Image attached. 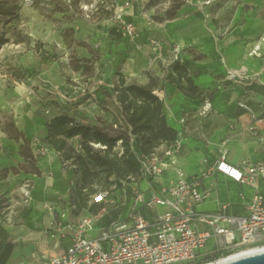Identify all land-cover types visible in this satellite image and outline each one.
Masks as SVG:
<instances>
[{"label":"rangeland","instance_id":"rangeland-1","mask_svg":"<svg viewBox=\"0 0 264 264\" xmlns=\"http://www.w3.org/2000/svg\"><path fill=\"white\" fill-rule=\"evenodd\" d=\"M126 1L128 0H0V227L7 233L8 242L14 246V250L25 249L29 245L25 241L27 232L24 231L29 220L38 222V230L45 232L47 249L59 250L55 247L58 238L53 239L52 236L60 222L63 223L61 229L66 224L74 229L82 218L95 213L104 197H112L119 203L123 218L131 208L126 188L138 184L142 178L138 175L130 179L129 183L119 180L115 175L106 178L91 165H88L85 173L77 161L79 154L85 156L80 146L81 138L69 140L63 152L59 153L53 148L55 162H51L45 171L40 166L41 160L49 157L45 147L51 146L45 142L47 129L46 132L40 129L30 141V146L23 141L9 139L16 136L9 127L12 121L17 129L28 113L49 118L54 109L65 110L67 106L75 105L78 108L90 96L95 98L88 105L96 104L99 96L97 92L101 90L100 81L111 85L123 80L125 76H120L117 69L113 71L108 62L98 64L103 60L104 51L102 40L97 35L98 32H103L104 27L114 23L112 6H123ZM161 1L163 0L132 2L127 13L137 26V37L133 40L126 39V46H130L128 42L140 40L149 33L155 36L151 39L152 42H163V38H168L170 44H177L184 51V63L180 65L183 67L189 58L187 54H192L194 49L178 43L172 36L174 33L169 35L167 31L171 27L168 24L178 17L185 18V22L199 23L204 43L212 46L216 55V71L211 75L216 87L201 94L203 106H207L219 91L231 102L230 97L243 88L226 80L227 71L217 55L218 51L223 52L227 60L229 53L239 56L240 51H244L243 56L261 65V72L264 73V0H258L252 5H248L245 0H193L192 3L191 0H173L170 9L154 10ZM91 5H95L93 15L91 19H87L83 13L84 8ZM184 11L186 13L182 14ZM247 11L256 14L260 23L250 42L235 35L240 27L249 26L250 20L245 15ZM120 34L122 37L121 31ZM79 47L89 51L90 60L80 59ZM198 58L202 56L194 53L193 60ZM197 66L200 73L206 71L202 63ZM259 70L250 71V75L256 76ZM167 77L174 78L175 81L178 79V75L170 69L162 79V84H159L160 87L165 86ZM192 80L194 83V79ZM183 84L188 86L185 82ZM176 85L179 89L178 83ZM20 86L27 87L29 91L22 92ZM55 90L66 95L68 101L62 102L53 93ZM233 102L236 105L237 100ZM108 110V114L112 115L114 108L111 104ZM68 111L74 116L75 111ZM183 119V123L180 121L174 124L179 129L178 137L180 135L183 149L192 138L209 146L207 140L213 133L197 129L199 125L195 124L197 119L193 116H184ZM103 121L111 124L107 120ZM94 123L98 124V120ZM222 144L219 140L215 147L222 148ZM23 145L24 152L21 150ZM42 150L45 151L44 154L41 153ZM123 152L120 142L113 154L121 156ZM183 152L182 156L193 152V149ZM30 154L35 162L28 158ZM48 178L56 182L54 187L48 188ZM25 185L30 187L32 193L39 190L34 200L25 201L21 191ZM227 201L225 195L218 197L220 205ZM152 211L148 213L153 214L156 220L157 210ZM165 211V208H160V214ZM33 245L35 247L32 254H40V258H43L39 244ZM22 258L20 264H31L29 260L24 261V256Z\"/></svg>","mask_w":264,"mask_h":264},{"label":"built area","instance_id":"built-area-1","mask_svg":"<svg viewBox=\"0 0 264 264\" xmlns=\"http://www.w3.org/2000/svg\"><path fill=\"white\" fill-rule=\"evenodd\" d=\"M133 1H126L123 6H112L114 24L119 27L122 37L128 40L137 37V26L129 20L127 13ZM172 1L163 0L156 4L154 10H168ZM94 7L91 5L84 8L83 13L87 19L92 18ZM152 44L158 50L156 58L166 69L184 63V51L179 45L156 41ZM221 59L225 62L223 57ZM226 71V80L235 86H264V79L259 74L251 76L246 71L228 68ZM99 86L102 91H108L115 84L105 85L100 81ZM53 93L62 102L68 101L62 92L55 90ZM154 94L158 96V92ZM94 98L90 96L86 102L91 103ZM161 101L165 105V101ZM261 103L264 106V96ZM238 108L251 115L254 126L249 131L264 144V134H260L256 127L264 123V117L257 116L245 99L238 102ZM182 149L181 140L176 139L162 151L160 149L153 154L139 156V177L154 179L166 173ZM228 153V149H223L214 165L199 176L189 178L178 171V178L174 182L151 189L148 199L137 192L134 197L135 206L148 210L166 209L163 214H158L156 220L154 217H146L134 207L125 219L102 225L104 218L117 208L114 198L104 197L98 211L82 218L73 229L72 242L67 251L49 259L45 264H212L243 251L263 247L264 193L261 187H264V161L254 162L243 158L235 166L228 161ZM215 173L249 187L253 190L252 195L249 197L241 191L238 204H223L216 212L201 210L202 205L212 196L211 189L203 188V180ZM21 191L25 201L29 202L30 187L25 185ZM234 205H239L242 214L228 212ZM62 225L60 222L58 229Z\"/></svg>","mask_w":264,"mask_h":264},{"label":"crops","instance_id":"crops-1","mask_svg":"<svg viewBox=\"0 0 264 264\" xmlns=\"http://www.w3.org/2000/svg\"><path fill=\"white\" fill-rule=\"evenodd\" d=\"M245 2L248 3V5H252V3H257L258 0H245ZM184 13H186V11L182 12V14ZM245 15L250 20V24L246 28L240 27L235 32V35L241 36L240 39L250 42L254 35H256L260 23L255 17L256 14L251 13V11H247ZM130 18L131 16L129 15V19ZM168 25L171 27L169 31H167L169 35L174 33L172 36L178 43H184L186 48L194 49L192 54H187L189 58H187L183 66V69L187 71L188 78L191 79L192 82V79H194L193 84L203 93L215 89L216 86L213 84L215 79L212 78L211 75L216 71L214 61L216 55L213 47L204 43L203 35H201L200 32L201 29H199L200 24L197 22H185V18L178 17ZM119 30V27L113 23L112 26L104 27L102 33L98 32L97 36L98 39L102 40L101 45L104 51L103 60L99 61L98 64L104 65L108 62L113 71L116 69L119 70L120 76H125L123 79L125 80L126 86L131 84L148 86L151 78L158 79L159 84H162V79L168 74V69L156 58L158 50L151 41L155 36L151 33L146 34V36H142L140 40L128 42L130 46H126L127 40L121 37ZM83 35L85 34L83 33ZM235 37H233V40H236ZM163 39V42L171 43L170 39ZM226 46L225 43L224 47ZM79 49H81L80 59H91L89 51H86L87 49L84 47H79ZM194 53L197 56L201 55L202 58H198L196 61L193 60ZM217 53L220 58H224L225 62H223L222 59L221 62L224 64L225 68L243 70L244 67H247L246 72L248 74H250V71L260 69L258 74L264 79V73L261 72V65L243 56L244 51H240L239 56L238 54H234L233 56L232 53H229L228 60L223 52L218 51ZM200 63H202L206 70L204 73L197 71L199 67L197 65ZM116 84L119 85V81H116ZM166 84L165 86L161 85L162 87L156 92H158L157 97L165 101L164 107L169 125L178 133L179 129L174 124L180 121L184 122V116H193L197 119L195 124L197 123L199 125L197 129H205L211 134L213 133V135L207 140L209 146H205L200 140L193 138L189 142L187 141L188 144L184 147L182 152L187 149H193V152H188V154L184 156L180 153L174 159L173 166L166 173L154 179H142L138 184L129 188V198L131 200L130 209L136 207L137 210L148 218L154 216L148 213L152 210H148L139 205L135 206V194L137 192L141 193L144 198L148 199L151 189H157L174 182L178 178V171H182L189 178L199 176L202 172L214 165L225 148L229 151L228 161L235 166H238L243 158H249L254 162L264 161V144L259 137L252 135L249 131V128L254 126L252 117L244 110L238 108V102L245 99L257 116L264 117V106L261 103L264 96L263 85L254 84L241 88V90L232 95V98L230 97L231 102L226 100L228 98L222 91H219L211 101H209V106H203L200 99L190 98L183 91L178 89L176 85L177 81H175L174 78H171L169 82L166 81ZM233 100H237L236 105H234ZM111 105L114 108V112L111 113L112 115L105 112L100 107L98 101L96 104L92 105H88L85 101L84 104L79 105L78 108L76 107L77 105H75V107L67 106L65 110L54 109L49 118L36 115L33 116L28 113L22 119V124L18 125L17 129L27 140L31 141L38 134L40 129L42 132H46L47 120L61 115H68L84 124H95L94 121L98 119L107 120L112 123L115 118L116 107H119V105L116 101L115 103H111ZM68 110L75 111L73 114L74 116H72V112L70 113ZM256 127L260 134H264V123L258 124ZM177 139L181 140L180 135L179 137L177 136ZM219 140H221L223 144L222 148L218 149L215 147V143ZM45 147L49 153V157H47L46 160H41L40 167L44 171L49 168L51 162L54 163L56 159V156H52V153H54L53 147L48 145H45ZM232 153H235V155H232ZM55 185L56 182L54 181V184L51 187L48 186V188H52ZM203 188L212 190L211 198L201 207V210L206 212H216L219 210L221 203L218 202V197L220 196L225 195L228 198L226 203L238 204L239 193L241 191L246 192L249 197L253 193V190L249 187H244L230 181L219 173L204 178ZM261 190L264 193V187H261ZM38 193L39 190L35 191V197H37ZM155 210H157V214L160 213V208ZM228 212L231 214H242L239 205H234ZM38 226V222H33L32 220L28 221V226L24 231L27 232L25 241L29 245L25 249H15L8 264H20V259H23V256L24 261L29 260L31 264H45L49 259L62 255L70 247L73 236V229L68 228V226H71L70 224H66L63 229L54 231L52 238H58L55 242V247L59 248V250L47 249V236L45 232L38 230ZM34 243L39 244V251L44 254V260L40 258V254H32L33 248L35 247L33 245Z\"/></svg>","mask_w":264,"mask_h":264},{"label":"trees","instance_id":"trees-1","mask_svg":"<svg viewBox=\"0 0 264 264\" xmlns=\"http://www.w3.org/2000/svg\"><path fill=\"white\" fill-rule=\"evenodd\" d=\"M172 69L178 75L179 89L190 98L201 99L203 92L188 78L187 71L179 64ZM170 79L171 77H167L165 83ZM184 82L188 86H183ZM125 84L123 79L114 88L97 92L99 105L105 112H109L111 103L116 101L119 105L111 124L102 119H98V124H84L68 115H61L47 120L45 142L60 153L65 151L69 140L81 138L80 146L85 156L79 154L77 161L85 173L88 165H91L106 178L115 175L119 180L129 183L130 179L138 176V157L153 154L169 146L177 139L178 133L168 123L163 102L154 94L161 88L158 79L151 78L148 86ZM9 127L16 133V136L9 139L23 141L30 146V141L16 129L14 121ZM120 142L124 152L121 156L114 155L113 150ZM21 150L24 152V145ZM28 158L35 162L32 154ZM38 173L37 171L36 174ZM126 193L129 194V188H126ZM99 208L100 204L95 212ZM119 210L117 202V208L104 218L102 225L107 226L118 219H125L128 213L123 218ZM13 250L14 246L8 242L7 233L0 227V264L7 263Z\"/></svg>","mask_w":264,"mask_h":264},{"label":"bare ground","instance_id":"bare-ground-1","mask_svg":"<svg viewBox=\"0 0 264 264\" xmlns=\"http://www.w3.org/2000/svg\"><path fill=\"white\" fill-rule=\"evenodd\" d=\"M182 44L184 45V43H182ZM246 69H247V67H244L242 71H246ZM19 89L22 92H28L29 91V89L27 87H25V86H20ZM47 184H48L49 187H51L54 184L53 179H49L48 178ZM29 195H30V199L34 200L35 193L30 192ZM261 253H264V246L260 247V248H253V249H249V250L243 251V252L238 253L236 255H233V256L225 259V260H222V261H220L218 263H212V264H228L230 262H233V261H236V260H239V259H243V258H246V257H249V256L261 254Z\"/></svg>","mask_w":264,"mask_h":264},{"label":"water","instance_id":"water-1","mask_svg":"<svg viewBox=\"0 0 264 264\" xmlns=\"http://www.w3.org/2000/svg\"><path fill=\"white\" fill-rule=\"evenodd\" d=\"M228 264H264V253L239 259Z\"/></svg>","mask_w":264,"mask_h":264}]
</instances>
